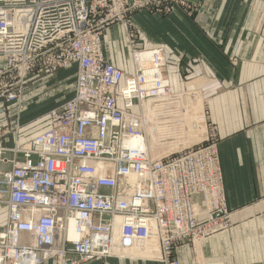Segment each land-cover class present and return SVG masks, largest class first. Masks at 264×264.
<instances>
[{"label": "built area", "instance_id": "built-area-1", "mask_svg": "<svg viewBox=\"0 0 264 264\" xmlns=\"http://www.w3.org/2000/svg\"><path fill=\"white\" fill-rule=\"evenodd\" d=\"M175 6L195 11L196 0H0L2 105H19L34 71H75L73 95L49 109L42 132L21 143L16 124L12 142L0 135V264H179L176 247L230 228L213 127L205 135L196 117L189 139L164 49L137 47L131 27L135 12ZM124 23L125 75L102 48L108 27Z\"/></svg>", "mask_w": 264, "mask_h": 264}, {"label": "crops", "instance_id": "crops-1", "mask_svg": "<svg viewBox=\"0 0 264 264\" xmlns=\"http://www.w3.org/2000/svg\"><path fill=\"white\" fill-rule=\"evenodd\" d=\"M131 16L142 31L137 46L164 49L173 88H184L175 69L202 85L219 136L232 225L199 246L176 247L173 257L179 264H264V0H196L195 11L175 6L168 15L142 10ZM117 26L108 27L102 43L105 34L121 36ZM103 52L108 62L125 69ZM86 264L159 263L115 257Z\"/></svg>", "mask_w": 264, "mask_h": 264}, {"label": "rangeland", "instance_id": "rangeland-1", "mask_svg": "<svg viewBox=\"0 0 264 264\" xmlns=\"http://www.w3.org/2000/svg\"><path fill=\"white\" fill-rule=\"evenodd\" d=\"M116 25L118 26L115 28L119 29L116 32L121 36L116 39L113 36H110L108 38L105 34L102 48L104 49L106 54L111 55L112 59L121 62V65H125V69H122L125 75L131 73L132 70L129 62V60L131 59V54L129 53L130 48L128 47L125 32L126 30H128L129 25L127 23H124L123 25ZM131 27L134 31L140 34L138 35V41H142L140 38L142 31L140 30V27L133 22V20ZM111 29L112 28H109V32L111 31ZM151 36L153 40L157 38V34ZM185 67L187 68L189 66ZM186 70L190 71L189 69ZM175 71L176 73L178 72L180 74L184 81L183 89H176L173 87L172 89L176 93L183 94L181 97H183L182 101L183 106H185L186 112L184 121L190 129L187 132L189 139L195 138V131H193L192 129L197 117L198 120L200 119L199 121H201V123H204L205 135L207 133L206 131H208V133H212L213 127V131L216 135L217 140L219 141L215 123L211 119L208 99L201 88L202 85L192 84L190 82L192 79L189 76L190 74L185 75L183 73H180V71L177 69H175ZM74 77L75 71L73 67L64 68V70L49 73L34 71L33 73L29 74L25 79L26 82L24 84V92L22 93V100L19 105H2L0 103V135L4 132H8L5 133L4 142H12L11 140L17 128L16 124H18L19 126L17 137L21 143H25L26 140L42 132L46 127L45 114L49 111V109L51 107H55L59 104L64 103L73 95L72 93L74 91L75 85ZM170 150H173V148H158L155 149L154 152L156 154H160L168 152ZM4 211L5 208L0 205V227H2L4 224Z\"/></svg>", "mask_w": 264, "mask_h": 264}, {"label": "bare ground", "instance_id": "bare-ground-1", "mask_svg": "<svg viewBox=\"0 0 264 264\" xmlns=\"http://www.w3.org/2000/svg\"><path fill=\"white\" fill-rule=\"evenodd\" d=\"M138 139V138H137ZM139 142H141V141H137L136 139H134V141H133V143L134 144H138ZM132 143V142H131Z\"/></svg>", "mask_w": 264, "mask_h": 264}]
</instances>
